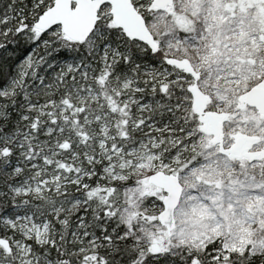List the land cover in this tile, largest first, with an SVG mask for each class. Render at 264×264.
<instances>
[{
  "label": "snow or ice",
  "instance_id": "1",
  "mask_svg": "<svg viewBox=\"0 0 264 264\" xmlns=\"http://www.w3.org/2000/svg\"><path fill=\"white\" fill-rule=\"evenodd\" d=\"M0 264H264V0H0Z\"/></svg>",
  "mask_w": 264,
  "mask_h": 264
}]
</instances>
